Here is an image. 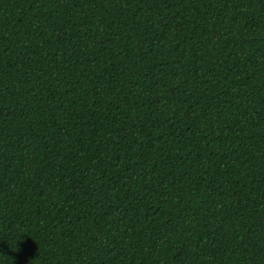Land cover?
Returning a JSON list of instances; mask_svg holds the SVG:
<instances>
[{"label": "trees", "instance_id": "16d2710c", "mask_svg": "<svg viewBox=\"0 0 264 264\" xmlns=\"http://www.w3.org/2000/svg\"><path fill=\"white\" fill-rule=\"evenodd\" d=\"M0 264H264V0H0Z\"/></svg>", "mask_w": 264, "mask_h": 264}]
</instances>
